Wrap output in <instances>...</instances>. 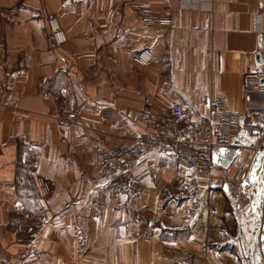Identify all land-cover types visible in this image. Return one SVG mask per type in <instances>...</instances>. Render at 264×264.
Returning a JSON list of instances; mask_svg holds the SVG:
<instances>
[{"label":"crops","instance_id":"obj_1","mask_svg":"<svg viewBox=\"0 0 264 264\" xmlns=\"http://www.w3.org/2000/svg\"><path fill=\"white\" fill-rule=\"evenodd\" d=\"M139 4L169 23L143 22ZM48 14L64 33L59 47ZM143 48L150 63L136 66ZM255 72H264L263 0H0V258L264 264V125L253 137L247 122L264 92L242 85ZM217 100L238 116L234 137L250 141L226 169L196 171L150 150L129 163L126 195L115 176H96L94 148L133 142L144 115L179 103L210 121ZM24 168L39 214L17 194ZM192 177L201 202L189 215L178 195Z\"/></svg>","mask_w":264,"mask_h":264},{"label":"built area","instance_id":"obj_2","mask_svg":"<svg viewBox=\"0 0 264 264\" xmlns=\"http://www.w3.org/2000/svg\"><path fill=\"white\" fill-rule=\"evenodd\" d=\"M140 18L149 24L166 25L168 19L153 14L147 4L135 5ZM14 14V10H10ZM45 25L49 39L55 47L64 44L65 36L59 27L56 17L48 14ZM151 60L150 50L143 48L135 52L131 62L136 66H147ZM264 72L247 74L242 78L244 88L264 92V87L259 86ZM211 116L213 120L198 121L192 119V111L179 103L165 108H157L152 113L141 118L144 132L129 144H120L112 148L98 147L95 149L96 176L107 179L115 176L114 189L118 195H126L129 190V163L145 151L156 150L165 157H177L185 164L201 171L211 166V155L220 148L229 147L239 125L236 114L227 112L221 100L214 102ZM250 134L256 137L264 125V109L247 115ZM45 198L48 197L53 183L48 182L39 186ZM187 202V213L193 215L200 206L199 181L189 178L183 191L178 195ZM175 231L185 230L184 227H174ZM260 244H264V234L259 236ZM0 264H9L7 259L0 258Z\"/></svg>","mask_w":264,"mask_h":264},{"label":"water","instance_id":"obj_3","mask_svg":"<svg viewBox=\"0 0 264 264\" xmlns=\"http://www.w3.org/2000/svg\"><path fill=\"white\" fill-rule=\"evenodd\" d=\"M259 86L264 87V78L260 79ZM249 145H250V141L247 138H244L242 135H237L232 139L229 147L220 148L212 153L211 164L221 169H226L236 157L238 150L240 148H247L249 147ZM260 149L264 151V145L260 147ZM255 252L256 250H254L252 254L253 256H255L254 255ZM258 253L261 259L264 261V244L258 247ZM246 263L257 264L256 262L251 261L249 258H246Z\"/></svg>","mask_w":264,"mask_h":264},{"label":"trees","instance_id":"obj_4","mask_svg":"<svg viewBox=\"0 0 264 264\" xmlns=\"http://www.w3.org/2000/svg\"><path fill=\"white\" fill-rule=\"evenodd\" d=\"M22 180L24 181V183L26 184L25 187H17V194L18 197H26L28 199H30L29 205L32 209L33 212L36 213H40L39 210V205L37 203V196H36V192L35 189L33 187H31V180H30V169L29 168H24V171L22 173Z\"/></svg>","mask_w":264,"mask_h":264},{"label":"rangeland","instance_id":"obj_5","mask_svg":"<svg viewBox=\"0 0 264 264\" xmlns=\"http://www.w3.org/2000/svg\"><path fill=\"white\" fill-rule=\"evenodd\" d=\"M96 148H98V147H96ZM96 148H94V155H95V149H96Z\"/></svg>","mask_w":264,"mask_h":264}]
</instances>
